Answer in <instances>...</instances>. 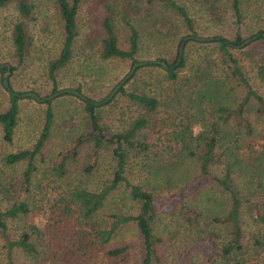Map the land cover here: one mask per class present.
<instances>
[{
  "label": "trees",
  "instance_id": "1",
  "mask_svg": "<svg viewBox=\"0 0 264 264\" xmlns=\"http://www.w3.org/2000/svg\"><path fill=\"white\" fill-rule=\"evenodd\" d=\"M52 1L61 42L45 64L49 95L57 91V74L70 62L78 36L79 0ZM144 1L154 33L172 36L170 58L159 52L140 60V33L128 17L122 19L127 45L120 48L106 8L86 47L102 61L142 65L107 101L117 83L100 100L80 84L71 89L85 99L62 94L79 101L80 126L45 166L54 119L50 99L41 102L34 141L0 154V264H127L131 246L114 242L124 229L135 235V264H264V27L243 32L244 8L264 17V0ZM7 6L0 138L9 144L22 93L12 90L10 78L27 58L37 2L0 0V9ZM196 11L209 21L228 13L231 34L185 41L177 63L183 38L201 37ZM5 64L10 91L2 85ZM158 198L168 200L167 209L158 207ZM111 199L120 202L111 205Z\"/></svg>",
  "mask_w": 264,
  "mask_h": 264
},
{
  "label": "rangeland",
  "instance_id": "2",
  "mask_svg": "<svg viewBox=\"0 0 264 264\" xmlns=\"http://www.w3.org/2000/svg\"><path fill=\"white\" fill-rule=\"evenodd\" d=\"M37 7L34 9V20L28 24L31 36V45L24 65L10 78L12 90L25 92H37L40 96H49L51 87L46 80L45 64L48 59L55 56L61 42L60 19L52 0H35ZM106 8L114 20L118 46L126 48V31L122 26V19L128 17L140 33V43L137 57L140 60L153 59L157 53L162 52L165 56L170 51L173 43L172 36L155 34L153 31L154 21L145 14L147 4L144 0H79L77 12L78 36L73 46L72 58L57 74V91L72 88L80 84L82 90L94 100H100L107 95L114 83H118L131 67L128 62L118 59L102 61L98 59L94 50L86 47L85 40L95 35V28L102 14H106ZM248 9V10H247ZM244 34L253 33L259 26L264 27V17L257 18L252 6L244 8ZM250 10L252 15L250 14ZM11 7L0 9V58L7 55L9 22L11 19ZM149 13V12H148ZM204 11H196L193 16L198 18L200 27L198 33L201 37H209L212 34L230 36L232 31L231 18L228 13L217 17L215 21H209ZM150 15V14H149ZM254 15V16H253ZM155 26V25H154ZM247 37V36H246ZM157 44H155V43ZM170 58V57H169ZM4 61V59H0ZM128 87V83L125 85ZM21 93V94H22ZM7 92L0 87V105L5 103ZM54 119L49 139L43 150V158L47 161L52 154L67 143L68 135L79 129L81 120L79 101L71 96L59 95L50 99ZM44 105L32 98L20 97L17 124L11 143H4L0 138V154L28 147L35 139ZM104 116L113 120L114 113L111 108H103ZM18 166L13 168L16 172ZM46 168V167H43ZM11 172V170H10ZM96 183L97 180H90ZM117 194L114 196L116 197ZM114 197L112 199H114ZM110 200V204L117 205L120 201ZM158 207L167 209L168 200L158 198ZM118 233L116 244L120 240H126L130 245L127 264H135L132 259L133 252L136 253L135 235L127 229ZM110 245H115L111 243ZM121 245V244H120ZM123 264L122 261H119Z\"/></svg>",
  "mask_w": 264,
  "mask_h": 264
},
{
  "label": "water",
  "instance_id": "3",
  "mask_svg": "<svg viewBox=\"0 0 264 264\" xmlns=\"http://www.w3.org/2000/svg\"><path fill=\"white\" fill-rule=\"evenodd\" d=\"M264 36V34H263ZM256 38V36H252L250 38H246L245 40H243L238 46H243L247 43H249L251 40H254ZM189 39H194L196 41H206L210 38H205V37H192V36H185L181 42V44L179 45V48H178V57H177V63L179 62L180 60V57H181V52H182V48H183V44L185 41L189 40ZM155 63L157 64H160L162 66H165V63L164 62H161L159 60H155L154 61ZM142 65V62H138L134 65L131 66V69L129 70L128 74H126L122 79H120V81L116 84V86L111 90V92L108 94V96L105 98V101L109 100L115 93L116 91L119 89V87L124 84V82L126 80L129 79V77L131 76V74L133 73L134 69L137 67V66H140ZM5 72L3 73L2 75V85L3 87L10 91L9 89V86H8V76H9V73H10V68H9V65L8 64H5ZM63 93H71L73 95H76L78 96L79 98L81 99H85V97L79 93L77 90H74V89H71V88H65V89H62V90H58L56 91L55 93L47 96V97H40L38 96L37 94L33 93V92H25V93H22V94H17L18 96L20 97H31L33 98L35 101H38V102H43L47 99H51L53 97H56L58 95H61Z\"/></svg>",
  "mask_w": 264,
  "mask_h": 264
}]
</instances>
